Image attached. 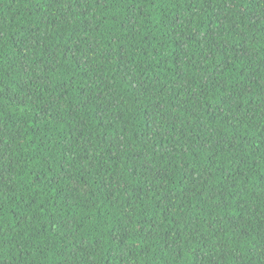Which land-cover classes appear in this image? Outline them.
<instances>
[{"label":"trees","instance_id":"trees-1","mask_svg":"<svg viewBox=\"0 0 264 264\" xmlns=\"http://www.w3.org/2000/svg\"><path fill=\"white\" fill-rule=\"evenodd\" d=\"M0 264H264V0H0Z\"/></svg>","mask_w":264,"mask_h":264}]
</instances>
